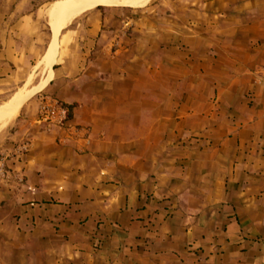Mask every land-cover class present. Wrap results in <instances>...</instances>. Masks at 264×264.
<instances>
[{"label":"crops","instance_id":"crops-1","mask_svg":"<svg viewBox=\"0 0 264 264\" xmlns=\"http://www.w3.org/2000/svg\"><path fill=\"white\" fill-rule=\"evenodd\" d=\"M62 1L0 0V96L47 62L32 95L88 128L60 142L36 97L0 133V154L31 141L0 181V264H264V0L96 5L57 28Z\"/></svg>","mask_w":264,"mask_h":264},{"label":"built area","instance_id":"built-area-1","mask_svg":"<svg viewBox=\"0 0 264 264\" xmlns=\"http://www.w3.org/2000/svg\"><path fill=\"white\" fill-rule=\"evenodd\" d=\"M254 83L264 85V67H261L254 78ZM35 122L47 132H59L62 136L59 141L65 143L71 137L87 140L88 128L73 124L70 118V110L63 102L49 93L41 92L37 95V113ZM30 139H25L14 146L11 154H0V181L8 182L12 174L6 165L9 158H19L30 146ZM15 180L22 184L24 178L21 173L15 174ZM30 190H33L29 187Z\"/></svg>","mask_w":264,"mask_h":264},{"label":"bare ground","instance_id":"bare-ground-1","mask_svg":"<svg viewBox=\"0 0 264 264\" xmlns=\"http://www.w3.org/2000/svg\"><path fill=\"white\" fill-rule=\"evenodd\" d=\"M145 1L146 0H66V1L58 2V3L51 5L48 9V13L52 14L54 12H58L57 25H56V27L58 28L60 26L67 25V23L71 22L76 16L81 14L83 11L89 9L90 7L96 6V5H109V6H111L112 4L140 5V4H143ZM50 49L51 48H49V50L46 51V56H47V52H49ZM46 56L45 54L43 55V57H46ZM39 62L40 61H38L37 64H39ZM37 64H36V69L38 70L39 69L44 70L49 65L47 62L40 64L38 66ZM34 75H35V72L31 73L28 80H26V83L22 86L20 91L17 92L16 96L14 95L13 106L8 111L0 113V129L6 126L9 122H11L14 119L19 107L21 106L22 101L25 98H28L37 89L43 87L46 79L45 80L41 79L37 83L29 86Z\"/></svg>","mask_w":264,"mask_h":264},{"label":"rangeland","instance_id":"rangeland-1","mask_svg":"<svg viewBox=\"0 0 264 264\" xmlns=\"http://www.w3.org/2000/svg\"><path fill=\"white\" fill-rule=\"evenodd\" d=\"M116 5H123V4H116ZM134 5V4H133ZM44 74H41L40 71L35 70V75L32 78L30 85H33L35 83H37L40 78L43 77ZM26 83V82H25ZM24 84H19L18 88H12L11 90H9L5 95L0 96V113L6 112L8 111L14 104V95L16 96L17 92L20 91V89L22 88ZM41 92H45V88L38 91L37 93H35L34 95H30L28 98H25L22 103L21 106L19 107L17 113L20 112L21 108L28 103V101L35 99L37 97V95ZM8 107V108H7ZM16 113V115H17ZM15 115V116H16ZM15 118V117H14ZM13 121V120H12ZM11 121V122H12ZM11 122H9L6 126H4L3 128L0 129V133L5 130L7 128V126H9V124H11Z\"/></svg>","mask_w":264,"mask_h":264},{"label":"trees","instance_id":"trees-1","mask_svg":"<svg viewBox=\"0 0 264 264\" xmlns=\"http://www.w3.org/2000/svg\"><path fill=\"white\" fill-rule=\"evenodd\" d=\"M101 6H98L97 8H100Z\"/></svg>","mask_w":264,"mask_h":264}]
</instances>
